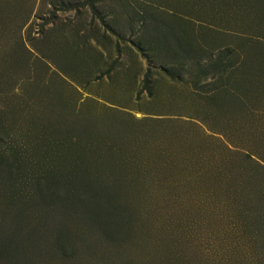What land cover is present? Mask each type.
<instances>
[{
	"label": "rangeland",
	"instance_id": "rangeland-1",
	"mask_svg": "<svg viewBox=\"0 0 264 264\" xmlns=\"http://www.w3.org/2000/svg\"><path fill=\"white\" fill-rule=\"evenodd\" d=\"M0 264H264V0H0Z\"/></svg>",
	"mask_w": 264,
	"mask_h": 264
}]
</instances>
